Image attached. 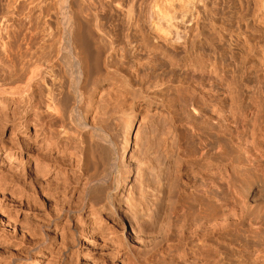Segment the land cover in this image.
Returning a JSON list of instances; mask_svg holds the SVG:
<instances>
[{
    "label": "bare ground",
    "instance_id": "obj_1",
    "mask_svg": "<svg viewBox=\"0 0 264 264\" xmlns=\"http://www.w3.org/2000/svg\"><path fill=\"white\" fill-rule=\"evenodd\" d=\"M196 1L187 7L191 12ZM250 1L263 30L264 0ZM155 5L146 8L147 21L157 13L165 19ZM131 6L127 43L104 29L95 0H6L0 7V26L17 20L0 28V126H11L15 136L0 139L3 160L21 163L23 175L34 162L64 192L77 191L74 167H91L81 188L84 202L62 211L72 220L88 208L92 221L104 225L91 226L90 238L108 230L116 258L122 252L137 264H264V46L251 48L244 36L246 50L231 73L211 54L192 53L188 64L200 70V89L180 95L159 69L163 62L173 66V55L137 31L142 9L133 17ZM54 11L61 34L51 32ZM155 20L148 22L155 26ZM168 34L173 43L187 41L177 31ZM192 34L184 47L190 51L198 47V33ZM29 125L33 135L20 142L18 128ZM0 233L5 245L16 236Z\"/></svg>",
    "mask_w": 264,
    "mask_h": 264
},
{
    "label": "rangeland",
    "instance_id": "obj_2",
    "mask_svg": "<svg viewBox=\"0 0 264 264\" xmlns=\"http://www.w3.org/2000/svg\"><path fill=\"white\" fill-rule=\"evenodd\" d=\"M2 1L3 3H1ZM114 1L116 2L117 0H112L111 2L107 0H95L98 5L97 8H99L100 13H102L101 16L99 11L97 10L98 14H100L99 16L103 17L101 18V21L102 25H104V29L111 34H121L119 36H122V38L123 35L129 33L127 31L129 29V14L126 13V8L129 7V4L132 5L131 7L133 8V13H131L133 14V17H138L137 13L139 12L141 13L139 14L142 16L141 17L139 15L140 17H138L139 19H137V21H139V24L141 23L140 25H138L139 29L137 31H139V33L148 35L151 41L157 40L159 44L162 45L163 49H166L167 52L171 54V56L173 55V66L168 65L167 62H163V64L161 65V61H159L160 63L158 64V66L161 65L162 67H159V69H161V72H163L162 70H164L165 73H168L167 75H169L170 79H173V81H171L172 85L174 84L172 87L173 89L179 88L180 95H184L185 92L190 91L191 93L194 92L195 94H198V91L200 89L199 81L201 80H199L200 76L198 75L200 70L198 66L193 67L192 65L188 64V56L190 57V55H193L195 53L196 57L200 54L201 57L203 55L209 56L211 54V59H213V57L215 59L216 57V61L220 65L222 64L221 66L223 67V69H225L226 71L228 69L229 73H231L233 72L231 70H235V68L239 66L240 59L238 58V53L243 49L246 50V47L244 48V44L247 43L243 41L245 43L242 42V47L240 43L241 40H247V37H249L250 40L248 41L250 42H247L249 47L251 48L254 47L255 49H257L256 47L258 46H264V28L262 30L263 24L254 19V6L252 5V2L250 0H241V3L237 0H205V2L203 0L204 3L202 1H200L201 3H199V0H197L198 2H195L196 7L193 8V10L195 9V11L192 10V12L190 9H188L192 0H190L191 2L188 0H128V3L126 1L121 2V5L119 4V6H117L118 3H115ZM5 2L6 0H0L1 9L4 6ZM153 2L156 4L155 6H159L158 8H155L159 10L155 11L159 12L160 14L161 10V13H163L164 16L163 18H165L163 19L164 21L161 19L162 22L159 19L157 20V16H160L161 14L158 15V13L156 12L157 14L155 13L156 15H153L154 18L156 16V20L154 18L152 19L155 20V26H152L153 24H149L150 22L148 21H151V23L154 22L150 18H148V21L147 19H145L146 17H148L147 14L145 15L146 8L154 4ZM100 7H102L103 9ZM141 9L142 11H139ZM187 9L190 11H187ZM197 9L199 13L196 12ZM0 11L3 12V10ZM55 12L56 11H54L55 16H53L54 18H52L51 20V25L53 27L51 32L61 34V31H63V29L59 23L60 16L57 12V14ZM135 13L136 15H134ZM189 14L191 16H189ZM1 16L2 15H0V17ZM9 17L10 15H8L7 18L11 19V17ZM188 19H190L191 23L188 22ZM166 20L170 22L168 23L166 22ZM11 21L13 24L17 22V20L15 19L14 21L8 20V22H4L3 24H1L2 26H0V28L7 25V23V27H10L9 23L11 24ZM156 21H158V24L159 22L164 24L162 26L163 28L160 27L161 24L157 25ZM219 22L221 24L225 23L223 24L225 28L222 32L219 30ZM156 26H159V28H156ZM140 27H142L143 29ZM167 30L168 32H166ZM133 31L135 32V30H132L131 33H134ZM172 31L173 33H175L176 31L178 33H181V35L184 36V39L186 37L187 41L191 38L192 35H194L192 33H198V36H196L198 38V50L196 49L190 51V49L184 48L187 41L186 43H173V41H168V33H172ZM243 31L245 35H243ZM246 34L248 36H246ZM154 36L156 37V39ZM122 40L127 43L124 38ZM244 50L242 52H244ZM234 52L236 54H234ZM140 53V55L144 58H146L148 54L145 52V50H141ZM195 56L193 55L192 57ZM193 68L196 69V74L192 73ZM159 69H157L156 72H160ZM170 70H172V72H170ZM235 71L238 72V69H236ZM234 76L236 77V73L234 74ZM252 76H254L255 78V75ZM252 76L250 77V80H254ZM195 78L197 79L196 81ZM193 80L195 83L193 82ZM196 86L198 88H196ZM50 118L51 120L53 118L52 121L55 120L54 122L56 123V125L58 124L57 120L54 119V115H50ZM0 130V139L2 140L9 141V138L12 139L15 137L12 134L11 126H0ZM33 130L34 129L32 125H29L27 129L18 128L17 134H19L18 139H20V142L23 141V138L26 139L27 136H32ZM35 144L37 143H34L32 139L29 140L30 147H35ZM34 147L32 149H34ZM32 149L31 152H36L35 150L38 151L37 148L35 150ZM231 152L232 150L228 149L227 153L231 154ZM4 156L5 154L0 150V187L2 185L4 186V190L1 191V193L3 192V195L1 194L2 199H0V229H2L0 230V232L6 231L8 232L7 234L11 235L10 233L14 230L11 237L13 235L16 236H13L15 237L14 239L12 238L13 240H9L10 244L5 245V242H3L2 240L0 241V264H9V262L13 258L18 257V255L19 257H25L26 259H23L21 262L17 261L15 264H102L103 258H105L107 261H112L110 262V264H137L134 261H130L131 259L128 260L129 258L126 259L122 252L120 254H123V256L120 257V254L118 253V257L116 258L117 255L115 254V250L110 247V244L107 240V238L110 236L108 230L102 229L100 233L99 231H97L93 234V237L90 238L91 226H95L98 224L99 228L104 225L102 222L96 223L95 221H92V217H94V215H89L88 208L86 210H83L82 214L75 213L72 220H68L69 218H66V215L63 214V208L71 207L76 209L84 202L83 200L85 199L81 188L83 186V183L88 180L87 177L89 178V174L92 172L91 167L88 168L89 171L88 169L87 171H81L79 167H74L73 171L75 172V176L78 179L76 185L77 191L74 190L73 192H70V190H66L64 192L62 184L60 182H57L55 178H53V175H51V173L43 174L42 172H40V170L35 169L34 162L30 161L29 163L25 164L26 172L23 175L21 174L23 165L21 163L13 162L12 160L9 162H5L3 160ZM50 159H53V155L50 156ZM24 160L25 158H23L22 162H24ZM12 170H14L17 175L25 177L24 180H22V178L17 179V177H14L15 175L12 174ZM64 193L67 196L65 197V199L62 198V195H64ZM4 194L6 195L4 196ZM8 203L9 205H7ZM193 209L195 210V207H193L192 210ZM7 215H10L9 217L11 218L9 224L6 222ZM10 230L12 231L10 232ZM75 230L79 231V234L77 235L78 238H76L73 233ZM0 238L6 239L7 237H4L0 233ZM44 238H48V244L42 243V240ZM36 245L38 246V248L41 246L40 249L33 250ZM35 258L39 259L37 261H34ZM147 259L150 260L149 257Z\"/></svg>",
    "mask_w": 264,
    "mask_h": 264
}]
</instances>
